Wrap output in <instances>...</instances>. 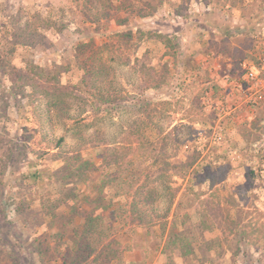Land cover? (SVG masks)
Instances as JSON below:
<instances>
[{"label":"rangeland","instance_id":"obj_1","mask_svg":"<svg viewBox=\"0 0 264 264\" xmlns=\"http://www.w3.org/2000/svg\"><path fill=\"white\" fill-rule=\"evenodd\" d=\"M263 60L264 0H0V264H264Z\"/></svg>","mask_w":264,"mask_h":264},{"label":"trees","instance_id":"obj_2","mask_svg":"<svg viewBox=\"0 0 264 264\" xmlns=\"http://www.w3.org/2000/svg\"><path fill=\"white\" fill-rule=\"evenodd\" d=\"M130 31L131 30L129 28L128 33H130ZM153 163H154V160H153ZM184 165L186 168L189 166V164L188 165L184 164ZM175 198H176V193L173 194L172 198L169 200V203L167 205L168 206L167 212H164L163 214H161L157 219L164 221L163 225L161 226V230L163 231V233L166 234L167 237H168L169 232H170V236L173 235L174 237H176V239H178L177 236H178L179 228L176 225V219H177V217H179L177 208H179L180 196H178L177 200H175ZM193 199L196 201V204L194 206V213H197L198 216H200V218H198L196 224L202 225L203 221L201 220V214L206 216V214H204V210L201 209V206L204 205V201H202V199L198 196L193 197ZM173 205H174V209L171 211V207ZM200 209H201V211H200ZM170 212H171L170 216H172V217H171V220H169V222H167V219L170 217V216L168 217V214ZM155 221L156 220H153L150 223L153 224ZM100 222H101V219L99 216L91 215V216H88L85 218L83 226L81 227L80 231L78 232V234H79L78 238H76V241H75V246L78 247V248H75V251H76L75 255L77 257V260L82 259L86 256L88 257L90 254H92L94 251H96V248L98 246H96L94 243V237H95V235H102L101 234L102 230L99 227ZM193 223H195V222H193ZM175 225H176V228H175ZM137 226H138V224H136L133 220H131V219L129 220L128 229L130 231H132V230L134 231V229ZM215 226H216V224H215ZM216 228H218V225L216 226ZM205 230L208 231V229H205ZM175 234H176V236H175ZM199 237L202 239H205L204 233L203 232L200 233ZM197 238H195V239H197ZM195 239H194V241H195ZM205 241L207 243V240H205ZM169 242L175 243L177 241H169ZM178 245L179 244H177V246ZM182 245L185 246V244H182ZM185 247L181 248V249H184V255H183L184 258H187V257L190 258V257H192V255L195 256V248H188L186 250ZM179 251L182 254V251L181 250H179Z\"/></svg>","mask_w":264,"mask_h":264},{"label":"built area","instance_id":"obj_3","mask_svg":"<svg viewBox=\"0 0 264 264\" xmlns=\"http://www.w3.org/2000/svg\"><path fill=\"white\" fill-rule=\"evenodd\" d=\"M260 68L264 71V60L261 62ZM246 76L248 78L247 88L250 91L249 101L260 100L262 98V90L260 89L262 79L258 77L255 68L252 69V67L246 68Z\"/></svg>","mask_w":264,"mask_h":264},{"label":"crops","instance_id":"obj_4","mask_svg":"<svg viewBox=\"0 0 264 264\" xmlns=\"http://www.w3.org/2000/svg\"><path fill=\"white\" fill-rule=\"evenodd\" d=\"M232 43V42H231ZM253 68V67H252ZM264 98V93L262 92V98L260 100H262ZM260 100H257V101H260ZM255 102V101H254ZM207 231V230H206ZM206 231H203L204 235H205V232ZM206 239V238H205Z\"/></svg>","mask_w":264,"mask_h":264}]
</instances>
